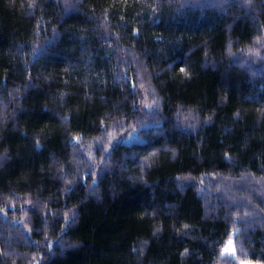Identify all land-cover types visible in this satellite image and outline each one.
<instances>
[{
    "label": "trees",
    "instance_id": "16d2710c",
    "mask_svg": "<svg viewBox=\"0 0 264 264\" xmlns=\"http://www.w3.org/2000/svg\"><path fill=\"white\" fill-rule=\"evenodd\" d=\"M241 262L264 0H0V264Z\"/></svg>",
    "mask_w": 264,
    "mask_h": 264
},
{
    "label": "rangeland",
    "instance_id": "374dc122",
    "mask_svg": "<svg viewBox=\"0 0 264 264\" xmlns=\"http://www.w3.org/2000/svg\"><path fill=\"white\" fill-rule=\"evenodd\" d=\"M233 236H234V233L231 236V238H229L228 241L226 242L224 249H223V254L225 256H228V257L236 260V251H235ZM240 264H262V263L241 262Z\"/></svg>",
    "mask_w": 264,
    "mask_h": 264
}]
</instances>
